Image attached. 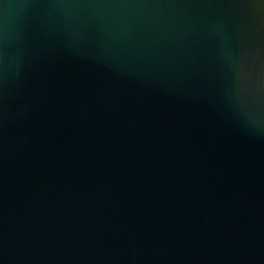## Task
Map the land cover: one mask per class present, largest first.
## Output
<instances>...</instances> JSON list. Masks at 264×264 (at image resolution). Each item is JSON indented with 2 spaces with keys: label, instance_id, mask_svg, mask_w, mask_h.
Here are the masks:
<instances>
[{
  "label": "water",
  "instance_id": "water-1",
  "mask_svg": "<svg viewBox=\"0 0 264 264\" xmlns=\"http://www.w3.org/2000/svg\"><path fill=\"white\" fill-rule=\"evenodd\" d=\"M0 264H264V0H0Z\"/></svg>",
  "mask_w": 264,
  "mask_h": 264
}]
</instances>
